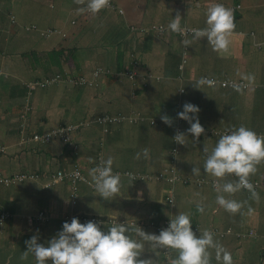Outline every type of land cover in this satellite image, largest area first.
<instances>
[{
    "label": "crops",
    "instance_id": "obj_1",
    "mask_svg": "<svg viewBox=\"0 0 264 264\" xmlns=\"http://www.w3.org/2000/svg\"><path fill=\"white\" fill-rule=\"evenodd\" d=\"M0 1H3L0 6H2L1 10L5 12H1V14L4 18L3 20L6 21V23L2 25L4 28L2 31L8 33L9 37L12 39H15L19 36L18 32L20 28L19 26H9L10 22L7 15L8 10H13L18 17L22 18V20L19 19L20 23L27 22L46 26V22L41 23V21L47 20L51 14L59 19L58 21H54L55 24L49 25L47 27H61L66 23L69 17L70 19L76 18L77 23L79 24L82 18L77 13L79 6L76 3L69 6L65 2V5L57 6L59 8L54 7L51 9L49 7V0ZM34 2L40 3L41 9H36L33 6ZM149 2L156 5L157 12L155 13V16L152 15L149 17L143 15L141 19L145 23H154L156 19H158L159 22H170L172 20L171 17L173 18L174 16L173 8H176L180 14L183 15L184 19L186 20V24L196 28L204 27L203 22L206 21L207 10L213 5L212 0H169V2L166 0H149ZM162 2L165 3V6L162 4ZM259 4H264V1H249L247 5L243 7L242 13L244 15H239L238 22L234 21V30L237 31L236 33L232 32L231 34L230 44L228 47L230 50L229 53L223 54L225 51H222L216 56V59L222 56L221 60L217 61L213 58L214 60L211 62L215 61L217 63H210L212 66H215L211 71V74L217 76L216 78L226 79L228 77L230 79H235L230 77V73H237L242 68V64L244 63L245 59L248 61V66L251 73L256 75V73L261 72L260 74L264 78V53L263 57L252 64L253 58L246 47V45L250 44L251 42L252 45L258 49L264 48V11L261 13H259V11H255L253 12V16L250 15V11H247L254 9L255 7L253 6L255 5L256 8L259 7ZM171 9L172 13L171 15H168L167 12ZM230 9L233 11L232 7H230ZM125 15L126 12L124 14H118L112 10H108V12L103 15L101 19H105V25H107L111 31V35L113 36L111 42L115 43L116 45L125 43L126 50L130 51L131 53V58H126L123 55V65L120 69L119 63L117 69L114 61L110 65L108 62H105V64L102 65L111 69H117L120 72H124L127 68L132 69V63L131 65L125 64L136 60L135 62L137 65L135 69L138 73L140 71L141 75H155L160 77V80L164 77L163 79L173 81L174 84H178V81H176L174 78V74L170 71L173 69L174 65H178V61H174L172 69H167L168 63L166 62L164 56L165 51L170 48V45L175 46V40L173 39L174 36L172 34L156 36L151 35V33L142 34L133 32L127 27ZM246 20H248V22L254 21L255 24L258 25V29L256 30L254 25L249 26ZM239 21H244L242 26L238 24ZM113 25L116 26V29L113 28ZM7 26L9 27L7 28ZM71 26L72 24H69L67 27ZM71 29L73 28L71 27L68 29L69 36L67 39H59L62 47H72L76 43L80 45L79 41L83 38L82 36L84 35V32L80 29L79 31L77 30L75 33L70 34ZM21 36V38L25 39L27 43L31 45L30 48L32 47V49H34L36 47L35 49L39 53L41 51L44 53L48 48H51L53 45H55L54 41L43 40L40 46H37L36 38L37 36L38 38L40 37L39 35H34L31 32H22ZM103 40L104 39H102V41ZM68 41H70V45L64 44V42ZM200 46L201 45H197L195 43L193 44L192 49L194 54L191 53L190 76H188V80L186 79L184 82V88L186 91L183 95L187 94L189 97L193 98H195V95L198 92L204 93L206 96L209 94L213 96L218 95L222 97V103L224 105H231L232 103L234 104V102L230 100L229 92L233 94V97H236L237 95H240L237 90L222 88L219 85L216 87L202 85L199 86L200 89L196 87L199 78L203 77V75L199 73V70L203 68L202 59H197L204 50V48H200ZM0 47V55H5L8 53L1 43ZM142 47L145 49L143 50ZM196 50L198 51L196 52ZM153 51L161 55L151 56ZM88 59L94 60L95 58L85 57L82 60V73L84 72L90 74L93 69V65L96 64L93 62V60L88 61ZM113 59H115L114 56ZM207 65L208 64H206V66ZM39 67L37 69H40ZM259 68H261L259 70L260 72L257 71ZM173 71H176V69ZM51 74H54V72H50V70L45 72L42 70L39 72L38 77L43 78L44 76ZM16 75L17 76L14 77L10 82H5L3 84L0 82V86L5 93L3 94L5 95V103L3 104L4 106L2 108L0 106V111L2 110L1 116L3 117V119L0 120V138L1 136L4 137L7 144H11L17 137V126L16 123L13 124L12 122L16 120L14 118V114L19 111V109L22 107V103L25 102L22 101V99L27 90L20 83V81L22 79L25 80L26 78L31 79L34 76L33 72L25 71L16 72ZM198 75L201 76L198 77ZM34 78L37 77H33V79ZM141 81L142 79L140 78L138 80V87L134 86L131 80L122 74L118 78H101L98 87H68L65 85H59L56 86L55 89H52V91H48L46 93L37 94V92H35L32 100L35 107L34 112L41 113L42 115L44 112L47 113L50 118H52V123H50V127L52 128L59 122L64 121L63 118L66 117V115L61 111L62 108H59L61 105L59 97L62 95L67 96L70 94L72 96V94H75L78 96V99H85L88 102V106L86 108L78 107L81 113L76 112L72 120L68 119L65 121L75 122L85 119L90 115L106 113L109 103H112L113 108H115L116 111H119V113L129 114L133 111V109H140V111L144 112L146 115L148 114L149 117L153 118V122L132 123L125 121L117 125L109 126L108 131L106 132L99 130L100 127L98 128L100 133L98 134L97 138L102 145L101 152L103 158L107 159V154L114 157L115 162L113 168L117 169L121 173H131L132 175H135V177L145 180L144 182L137 183V179L130 180L129 177L124 175L120 193L116 197L112 198V200H104V203L107 205V212L124 216L125 218L121 220H125L126 222L132 220L137 222L153 221L155 222V226L156 223L171 219L180 211L187 212L191 215L193 230L197 233V235H200V230L209 228L214 229L212 231L214 233V239L231 252L233 264H264V220H255L249 217L248 209H243V213H229L216 203L217 192L214 188V185L205 183L199 184L197 182V180L201 179L206 181L207 179L211 180V178H214L204 172L203 164L205 160H203L204 157L202 156L204 155L203 149L205 143L208 145L210 151L221 137L216 133H211V131L213 129L231 130L233 128H237V124L231 123L229 125L220 127L207 122H201L205 132L200 136L199 141H195V137L186 132V130L190 127L188 122L185 120H181V122L175 121V101L170 102L169 108L166 106L164 111H161V108L158 106L154 105L153 107L151 103L148 105V109L144 106L145 103H147L144 101L149 97L151 98L154 96L151 94V92L154 93L152 91L154 88L164 89L166 93L163 97H161L167 100L170 95L168 93L169 86L167 83L162 84V82L165 81L158 80L151 81L148 87L141 88L139 91H137V88L142 87V85H140ZM161 85L163 87H161ZM179 87L173 90V93L177 96H181L179 93ZM83 93H88L89 97L83 95ZM262 93H264L263 89H253L250 93H246L244 96L246 98H252L254 95ZM46 95H54V105L47 102L45 97ZM240 98L241 97H239V100ZM171 99L173 100L172 97ZM63 104L65 103L63 102ZM202 104L203 103H201V106ZM247 108H252V104H248ZM162 114H167L174 119V125L172 127H169L161 121L160 116ZM42 118H44V116ZM29 121H31L33 124V119L30 118ZM246 127L252 129L256 133H261L264 135V127L262 128L261 126H255L254 129L250 126ZM179 128L182 129L187 135V145L180 144L174 146L173 144V137ZM207 129L209 130L208 132H206ZM98 130L96 131L97 133ZM166 136H168V140L158 145L157 152H150L148 158H144L143 155H141L140 159L135 158L137 153H141L138 152L141 148L147 146L152 147L157 140ZM122 137H125L128 140V143L125 146V154H123L121 151L116 153L115 151L111 150L113 143L120 141ZM129 141L132 142V150L128 145ZM89 144V142L82 144L80 151L74 155L70 154V157L60 156L61 154H55L53 157L42 159L41 163L43 164L41 166L50 164L44 169L36 168V163L32 158V165L34 167L33 171L39 169L40 171L43 170V173H49L61 165L67 164L69 165L68 167H70L74 163L79 162L80 165L85 167V174L90 177L89 170L93 168V166H88V161H95L96 159H92V156L89 154V151H91L89 150L91 147H88ZM99 144L100 143L96 144V146ZM174 147H177L178 149L176 161L177 171L182 178L192 180V182L189 184L178 182L175 185H172L166 180H158L155 178L159 172L169 167L171 164L172 150ZM118 148L120 149V146H118ZM75 155H79V159H76ZM91 163L93 162L91 161ZM27 164V170H30V158H28ZM263 164L261 166H263ZM193 167H199L201 169L199 176L193 175ZM0 168L6 172L16 171L14 170L15 167L12 160H10L9 164H7V158L0 160ZM22 169L24 168L22 167ZM151 176L154 178L151 179ZM250 177L255 179V184L258 186V188L255 190L258 193V199L253 198L251 192L244 189L233 195H224L229 199L245 201L246 203L242 208L251 205L249 208L254 209L256 208V205L254 207V205L251 203L264 200V177L262 183L256 179L257 175L253 174ZM226 178L227 181H234V179H236L234 175L227 176ZM221 181L222 184L227 182L224 180ZM24 188L25 189L23 190L22 194L25 196L26 202H22L21 206L18 207L19 212L17 211L15 213V217L7 222L9 228H6L4 232H0V264L36 263L35 257L31 253L29 254L27 260L21 259L23 252L27 250L25 241L29 240L33 235H38L40 238V243H47L59 231L62 230L63 223L65 222L64 218L70 214L68 213L69 210L85 211L84 207L86 204L90 203L91 201V203L95 205L97 204L98 198H101L95 189H92L89 185L82 182L80 185V193L74 204L73 202L69 201L68 183L58 184L51 189H42L38 183H29L26 184ZM171 188H174L175 195V202L172 206H170L166 201L167 191ZM0 194L2 199L8 200V202L19 199L18 195L15 196V193L12 191L8 193L6 189L3 188ZM201 203L204 205L205 209L203 213H200L197 210V205ZM150 205L153 208H151ZM40 210H45L49 216V219L42 229L40 226L35 227L37 230L41 229V232H39L40 230L34 231L33 228H31L30 231H26L22 228L16 227V225L21 221L27 224V221L24 218L25 214L37 213ZM90 211L92 212L93 216L100 215L98 218L103 219L105 222L103 214H98L100 209L97 210L96 208H92ZM36 224L39 225L40 222H37ZM101 228L102 230L107 231V226H101ZM146 232L159 234L160 231H157L156 227H154L152 229H148ZM133 238L139 239V237H136L134 233ZM151 249V245L145 242V248L141 258H151L156 261V264H164L166 256L164 254L165 248H163L162 253L159 255V260H157V257H154L157 256V253L152 255L149 252ZM210 251H212L211 264H220V262H217L215 259V251ZM177 255L178 253L176 250L170 249V262L171 260L177 258ZM48 263L51 264L50 261Z\"/></svg>",
    "mask_w": 264,
    "mask_h": 264
},
{
    "label": "clouds",
    "instance_id": "obj_2",
    "mask_svg": "<svg viewBox=\"0 0 264 264\" xmlns=\"http://www.w3.org/2000/svg\"><path fill=\"white\" fill-rule=\"evenodd\" d=\"M169 2V0H166ZM213 5L210 6L207 10V20L206 27L204 28H196L191 27L185 23L182 24L180 12L170 22H159V23H150L149 25H143L141 27H137L132 23L127 24L128 29L130 28L133 32H138L142 34L151 35H170L172 32L180 33V36L185 38V40H181V54L182 58L179 63V70H183L187 64L190 67V59H191V42L192 39H186L190 35H194L195 39L206 38L207 42L211 45L214 51H227L230 44V37L235 29L234 23V11L230 9L233 6L222 4L221 0H212ZM74 2L78 5H84L83 7H79L77 9L78 14H83L85 12H91L92 14H97L103 9H108L114 11L115 8H107L110 4V0H74ZM178 3V2H177ZM234 7L242 14L243 6L240 2L233 3ZM118 7V6H117ZM150 8V5L148 6ZM174 9V8H173ZM234 9V8H233ZM120 14H124V10L121 7L116 9ZM8 17L10 13L7 11ZM238 22V20H236ZM69 24H72V28L78 30L77 19L70 17L67 19L66 23L61 27H47L40 26L38 24H32V28L27 29L34 35H39L41 39L44 41H54V44L51 48H48L44 53L41 51L40 59L38 60L39 66H42V69H45V72L48 70L53 71L54 74H51L56 78L57 83H63L65 86L70 87H98L100 84V79L104 77L112 78V74L114 73L118 78L122 74L127 76L134 86L138 84V80L141 78L142 81L140 85L149 86L146 83V80H160V77L153 76L151 74L141 75L139 69V73L136 71V60L132 61V69L127 68L124 72H120L117 69L113 70L104 66L102 64H97V67L92 69L90 74L82 73L83 65H81L80 69L77 71H72L71 67H69L66 61H63L62 66L52 62L50 60V54L54 50H61L67 52L69 49L71 50L73 47L79 48V44L76 43L72 47H62L59 39H67L69 36L68 29L71 27H67ZM131 24V25H130ZM130 25V26H129ZM80 26V25H79ZM184 28H193V33H190L186 36L182 35ZM50 39V40H49ZM66 45H70V41L64 42ZM119 46V45H118ZM261 46V45H259ZM117 54H121L117 52L114 55V58ZM123 55V53H122ZM42 61V62H41ZM49 63V64H48ZM205 78H215L219 81L223 80H234L235 82H243L247 84L248 87H254L257 85H253L252 83H248L242 79H219L213 76H203L200 81H197V88L200 89L199 86L208 85L216 87L217 85L222 88H231L236 89L240 87H244L242 84L239 86H223L221 83L216 85H211V81H205ZM179 87V93L182 96L185 93L184 82L185 77L181 75L177 79ZM144 82V83H143ZM20 83L26 88V94L24 98H27L29 95L33 94V91L38 88H49L51 86H59L60 84L53 83L50 84L46 76L41 78L40 81H24L21 80ZM246 86V87H247ZM5 103V99H0L1 104ZM24 111L21 113L20 117H17L15 121L21 122L22 128L20 131L18 130V135L16 139L8 144V147H14L17 149L19 147V142H22V146L30 139V135L25 137V128L26 126H32L31 118L29 115L33 114L35 111V107L33 102H28L25 100L24 103ZM200 109L197 105L191 102H185L183 104V110L177 113V117L179 119L185 120L188 122L190 127L186 130L188 134H191L195 137V141H199L200 136L205 132L204 127L202 126L198 113ZM27 115V116H26ZM26 116V117H25ZM97 119V123L103 126L106 131H108V127L111 125H117L123 123L125 121H129L132 123H140V122H153V118L146 115L144 112L140 111V109H133V111L129 114L118 113L111 117H119L121 116V120H110L105 121L103 117L109 116L105 113H101L98 115H94ZM25 117V118H24ZM3 117L0 116V120ZM87 118L79 120L78 122H70L66 123L65 121L59 122L56 126L52 127V129L46 133H51L53 130L58 129L59 127H69L72 125H79L78 128L69 131L70 139L65 140L64 137L60 134L53 133L52 136L48 140H43L42 135L36 134L33 136L34 139L30 141V148L32 151L34 145H43L44 150L46 148L52 149V142L55 138H60L65 143L72 146L74 149H80V147L73 143V134L78 130H81ZM161 121L172 127L174 125V119L167 114H162L160 116ZM109 122V123H108ZM45 133V134H46ZM222 136L219 138L214 147L209 151L208 145L205 143L204 145V153L206 154V159L203 164V170L209 176L216 178L215 181H210L207 179L206 181L200 182L199 184H212L217 192L216 203L223 207L226 211L231 214H236L240 212L243 204L235 199L226 198L224 194L233 195L242 189H246L251 192L252 197L258 199V193L255 191L258 186L250 183V176L255 174L257 171V165L261 162H264V135L261 133H256L252 129L246 126H239L238 128H233L231 130H223ZM39 136L36 138L35 136ZM44 135V134H43ZM220 135V134H219ZM187 135L183 132L182 129H178L176 131L173 140L175 143L181 145H187ZM38 141L33 145L34 142ZM27 144H25L26 146ZM21 146V145H20ZM39 151L35 149V153ZM75 151V150H74ZM75 153H77L75 151ZM34 154V153H33ZM55 154L60 156L70 157V153L64 155L62 153ZM141 155L144 158H148L150 155V150L148 148L143 149L142 153L136 154V159H140ZM178 156V149L174 147L172 150V159L171 164L175 165ZM101 156H99V159ZM10 160L13 162V158ZM8 160V164L9 161ZM114 157L108 156L107 159L101 158L99 165L96 164L94 168L90 170V178L86 177L83 173L84 166L80 165L79 162L74 163L72 166L64 164L57 167L54 171L49 173H43V170L40 171L30 169L28 171L27 167L22 166L19 168H15L16 171H4L0 168V180L2 182L3 189H11L17 185H26L29 183H38L42 189H51L54 186L61 183H68L69 185V201L71 200V187L70 181L65 179L63 181H59L53 183V175L57 174L58 171H73L75 166H78L81 170L83 176L92 181L95 185V191L99 194V196L104 200H112V198L116 197L121 190L122 187V177L119 172H113L114 165ZM50 164H46L44 166H39L38 168L44 169L47 168ZM98 165V166H97ZM22 169V170H21ZM166 169V168H165ZM164 169V170H165ZM162 170L160 173L164 172ZM42 172V173H40ZM177 175L180 174L177 171ZM201 169L199 167H193L192 173L193 175L199 176ZM38 175V179H30L27 176ZM130 180H135L136 178L131 174H127ZM156 175V176H157ZM234 175L237 179L235 181H227L220 185L218 181L226 178L227 176ZM7 180V182L5 181ZM158 180H166L168 183L175 185L180 182L183 184H189L192 182L190 179H185L180 176L179 180L169 181L167 179H158ZM85 184V182H82ZM47 184H49L47 186ZM80 185L79 182V192L80 193ZM37 186V185H36ZM25 188L20 189L15 196L18 195L19 201L22 195V192ZM77 195V197H78ZM167 203L172 206L175 202L174 188H171L167 191L166 196ZM22 204V202H20ZM74 204V203H73ZM197 210L200 213L204 212V205L198 204ZM251 211V209H249ZM40 214H42V218H39ZM4 217L7 218V215H1L0 220L4 221ZM15 217V214L8 215V221ZM69 215L65 217L67 222L63 223L62 230L59 231L53 238H51L47 245L39 242V236L33 235L29 240L25 241L27 245V250L23 252L21 259L27 260L29 254H33L35 257L36 263L33 264H156V261L148 258L142 259L141 255L145 248V242H147L151 247L155 250L157 248H165L164 254L165 261L164 264H211L212 259V251H215V259L220 264H233V257L230 251H228L222 244L218 243L214 239V233L208 229L200 230V235L193 230L192 226V218L191 215L187 212L180 211L177 215L172 217L171 219L164 220L163 222L156 223V226H161V230L159 234L156 233H148L144 231L141 227L135 226V224H123V223H112L110 226H107V231L102 230L101 223L99 221L89 220L86 223H81L79 218L73 217L71 222L68 221ZM24 218L27 221V224L30 226L29 228H33L34 231L41 230V224L46 223L49 219L47 212L45 210H40L37 213L25 214ZM7 221V222H8ZM40 222V224H36ZM153 221H148V223ZM155 224V222H153ZM6 224V223H5ZM5 224H0V232H4L6 230ZM36 226H40L41 229H35ZM154 228V227H152ZM30 229L26 231H30ZM40 232V231H39ZM133 233L139 239L133 238ZM170 249L176 250L178 255L177 258L171 260L169 259ZM164 257V256H163ZM29 264V263H23Z\"/></svg>",
    "mask_w": 264,
    "mask_h": 264
},
{
    "label": "rangeland",
    "instance_id": "obj_3",
    "mask_svg": "<svg viewBox=\"0 0 264 264\" xmlns=\"http://www.w3.org/2000/svg\"><path fill=\"white\" fill-rule=\"evenodd\" d=\"M69 6L74 4V0H64ZM232 3L234 2H240L242 4V6L244 7L245 5H247V3L249 1H259L261 2V0H231ZM234 1V2H233ZM264 1V0H262ZM117 2V6L121 7V9L124 10V13L126 12L125 18H126V23L129 24L132 22V24H134L137 27H141L143 25H149L148 23H145L141 18L143 15L146 16H155V13L157 12V8L156 5L153 3H150L149 0H116ZM3 3V1H0V4ZM119 3V5H118ZM162 4L165 6V3L162 2ZM111 5V7L113 6L112 3L109 4ZM150 5V8L148 7ZM33 6L36 9H41L40 7V3L38 2H34ZM79 7H83L84 5H78ZM0 6V43L3 45V47L8 51V53H6L5 55H0V64H4L6 62H10V65H6L3 66L2 70H0V82L3 84L5 82H10L11 80H13L14 77H16V72H33V77H37L34 78L35 81H40L41 77L39 76V72L40 71H45V69H42V66L39 67V63L38 61L35 60H31L28 56L25 58L26 56V50L28 48H30L31 45H29L27 43V41L23 38H21L22 36V32H26L28 33L29 30L23 28V26L19 27L20 30L18 32L19 36L16 37L15 39H12L9 37V34L6 33L5 31H2V29H4L2 27L3 24L6 23V21H4L3 16L1 14L4 13L5 11L1 10ZM53 9V8H51ZM172 13V9L169 10L167 12L168 15H171ZM82 18L80 20V23L78 25V31L81 29L84 32V35L82 36L83 38L79 41L80 45V55L82 57H86V58H95L93 60L94 63H102L105 64V62H107V60L111 57L113 58V56L119 52V53H123V55L126 58H131V53L130 51L126 50V44L125 43H120L119 46L116 45L115 43L111 42V40L113 39V36L111 35V31L109 30V28L107 27V25H105V19H101L100 13L97 14H92L91 12H85L83 14H79ZM181 15V20H182V24L185 23L184 17L182 14ZM250 15L253 16V12H250ZM22 20V18L18 17V20ZM59 19L54 17L52 14L49 16V18L47 20L41 21V23H45L46 22V26L55 24L54 21H58ZM131 22H130V21ZM83 21V22H82ZM162 21V19H161ZM247 24L249 26H253L254 28H256V30L258 29V25L255 24L254 21L252 22H248ZM156 23H159L158 19L155 20ZM8 23V22H7ZM244 21L240 22L239 21V25H243ZM11 24H9L10 26ZM7 26V28L9 27ZM15 27V25H13ZM42 26V25H40ZM76 29L73 28L70 30V34L75 33ZM102 39H104L102 41ZM247 50L250 52L251 57L253 58L252 64H254L255 62H257L258 59H260L264 53V48L262 49H258L256 47H254L252 45V43L250 42V44L246 45ZM1 48V47H0ZM204 50L201 52L200 54V58L202 59V64H203V68H206V64H210L212 63L209 59V55L207 56V53L210 49H205L206 47L203 46ZM142 49L144 50L145 48L142 47ZM33 50V49H32ZM246 50V48H245ZM31 51V50H28ZM156 55H161L159 53H156L155 51H153L151 56H156ZM167 56V55H166ZM167 58L169 59L170 57L167 56ZM91 59H88V61H92ZM172 61L174 62L175 60L172 59ZM95 66V67H94ZM40 69H37V68ZM97 67V64L93 65V69ZM261 68H259L257 71H259ZM260 72V71H259ZM261 73V72H260ZM260 73H256V75H254L253 73H251L249 66H248V61L247 59L244 60V63L242 64V68L237 72V73H230V77L235 78V79H243L245 81H247L248 83H252L253 85H257L254 86V89H263L264 90V78L262 77V75ZM33 77L31 79L26 78L24 81H33ZM112 78H116V75L113 73L112 74ZM228 78V77H227ZM47 81L50 84L53 83H57L56 82V78L52 75H47L46 76ZM63 86V83H57ZM70 87V86H68ZM56 86H51L49 88H38L35 89L33 91L32 95H29L27 98H24L23 101L27 100L28 102H33V97L35 95V92H37V94H41V93H46L48 91H52V89H55ZM252 88V87H250ZM84 89V88H81ZM231 89V88H228ZM204 92V91H203ZM5 94L0 86V99H4ZM164 92H162L161 90L158 91L157 94H154L153 97H151V100H155L153 101V103H151V105L154 107L158 106L159 108H161V111H164V108L167 106L169 108L170 102H171V96H169V98L167 100L163 99L161 96H163ZM203 94V95H202ZM79 95V94H78ZM83 95L88 96V93H83ZM152 96V95H151ZM242 96V95H240ZM47 99V102L49 104H53L54 105V95H46L45 96ZM229 97L230 100L232 102H234V104L232 103L231 105H224L222 103V97L218 96V95H211L209 94L208 96H206L204 93H200V96L196 98H194V102L193 104L197 105L200 109V112L198 113L199 116V120L200 122H207L216 126H226L229 125L231 123H236L237 124V128L241 125L243 126H250L253 129L255 128V126H261L262 128L264 127V93L262 94H257L254 95L252 98H246V99H241L239 100V95H237L236 97H233V94L231 92H229ZM187 98V97H186ZM60 100V109L61 111L66 115V117L63 118V120H72L73 116L76 112L81 113L80 109L78 107L81 108H86L88 106V102L85 99H78V96L75 94H72V96L70 94H68L67 96H60L59 97ZM239 100V101H238ZM238 101V102H235ZM63 102L65 104H63ZM201 103L202 106H201ZM248 104H252V108L248 109L247 105ZM148 103H145V108L148 109ZM4 105L1 104V108ZM182 111V104L181 103H175V113H174V117H175V121L177 122H181L182 119H179L177 117V113ZM1 112L0 111V116H1ZM108 115V113H106ZM90 115V114H88ZM27 116V115H26ZM25 116V117H26ZM32 119V117L34 116L33 114L29 115ZM24 117V118H25ZM66 123H70L73 121H65ZM85 125L81 130H78L77 132H75L72 136L73 138V143L78 145L79 147H81L82 144H84L85 142H89V146L91 147L89 150H97L99 149L102 145L101 142H99L98 140V135L96 134V131L98 130V128L100 127V125L97 123V119L94 115H90L87 117L86 121H85ZM149 122V121H148ZM261 128V130H262ZM227 130V129H224ZM209 130L207 129L206 132H208ZM222 129H213L211 131V133H216V134H220V136H222ZM206 137H208L207 135H205ZM168 140V136L159 139L155 142L154 146L152 147H143L141 148L138 152L143 151V149L148 148L150 150L151 153H155L157 152V147L160 143L166 142ZM19 142V147L17 149H14L13 151V163H14V167L15 168H19L20 166L22 167H28L27 164V160L28 158H30V169H33V165H32V158L34 159L35 163H36V168H38L39 166H41L43 163H41L42 159L45 158H49V157H53L55 156V152L56 153H62L64 155H67L68 153H70V148L71 146L67 143H65L64 141H62L60 138H55L52 142V149H48L46 148L45 150L42 151H37L36 153L33 154L32 148H30V145H23L22 146V142H20V140H18ZM81 143V144H80ZM100 143L98 146H96V144ZM128 140L125 137H122V139L120 141H116L115 143H113L111 150L115 151L116 153L121 151L123 154H125V146L127 145ZM66 144V145H65ZM21 145V146H20ZM129 147L132 150V142L129 141ZM118 146H120V149L118 148ZM80 151V149H74L72 147V152L70 154L74 155L75 152ZM90 152V151H89ZM90 154V153H89ZM91 155V154H90ZM102 156V155H101ZM108 154H107V158H108ZM204 157L203 160L206 159V154L204 153V155H202ZM76 159L79 157V155H75ZM103 158V156H102ZM53 159V158H52ZM79 159V158H78ZM91 161L93 163H91ZM88 161V166L91 165V167L93 166V168L96 166V164L98 162L101 161V158L99 159V157L97 158L96 161ZM264 162H261L259 165H257L258 170L255 172V175H257L256 179H258L260 181V183H262L263 181V177H264ZM8 164V163H7ZM263 164V166H261ZM4 165V164H3ZM53 165V163H52ZM260 167V168H259ZM85 168V167H84ZM92 169V168H91ZM90 169V170H91ZM89 170V171H90ZM28 171V170H25ZM113 172H119L117 169L113 168ZM83 173L85 174V169L83 170ZM121 177L122 179H124V175L128 177V173H121ZM86 177H89L87 174H85ZM135 177V175H133ZM137 179V183L139 182H144L145 180H141L137 177H135ZM180 176L177 175V179L179 180ZM252 180V177H250ZM216 178H211L210 181H215ZM237 179V178H236ZM234 179V181L236 180ZM204 179L201 180H197L198 183L203 182ZM224 181H227V178L222 179ZM196 181V180H195ZM218 183L220 185H222V181H218ZM252 184H254L252 182ZM25 185H17L12 187L11 189H6V191L8 193H10V191H12L13 193L17 194L18 191L20 189H23ZM90 186V185H89ZM92 189H95V187L90 186ZM100 197V196H99ZM234 198V196H233ZM107 201V200H105ZM238 201V200H237ZM95 202V201H94ZM241 202L243 205L246 203L245 201H239ZM254 205H256V208L251 209V211H249V207L250 206H245L244 208H242L240 210L239 213H243V209H248V216L255 219V220H264V200L262 201H257L255 203H251ZM151 208H153L150 205ZM92 208H96L97 210L100 209L98 214H103L105 222L103 224H101V226H110L111 223L108 222V218L112 217L115 218L116 220H121L124 219L125 217L122 215H115L112 213H108L107 212V205L104 203V199L102 198H98L97 200V204L93 205V203H88L85 205L84 210L85 211H80V210H69L68 213L69 216L71 218L73 217H77L79 218L81 223H86L87 219H90L91 217H99L98 216H93L92 212L90 211V209ZM82 212H87V213H82ZM86 218V220H85ZM8 221V219H6ZM65 222L66 219L64 218ZM3 223L5 224L3 221L0 220V224ZM46 223L41 224V227L43 228L45 226ZM128 225V224H126ZM17 228H22L23 230H28L30 229L29 225L24 223V222H19L16 225ZM5 228H9L8 227V223L5 224ZM148 229H152V227H145L144 231H147ZM41 232V230H40ZM45 245H47V243H43ZM163 248H157V249H151L149 250V252L154 255L155 253H157V260H159V255L162 253Z\"/></svg>",
    "mask_w": 264,
    "mask_h": 264
},
{
    "label": "trees",
    "instance_id": "obj_4",
    "mask_svg": "<svg viewBox=\"0 0 264 264\" xmlns=\"http://www.w3.org/2000/svg\"><path fill=\"white\" fill-rule=\"evenodd\" d=\"M49 2H50V5H49L50 8H54V7H57V6L65 5V1H63V0H49ZM221 2H223L222 4H224L225 6L226 5L233 6V8H234L233 9V11H234V21L238 20L239 15H244L243 13L241 14L234 7L235 5H233V3H232L231 0H221ZM111 3H112L113 6L111 7V5H109L107 8H112V9L115 8L114 12L120 14L119 12L116 11V9H118L116 0H110V4ZM259 5H260L259 7L256 8V5H255V6H253V7H255L254 9H250V10H247V11L248 12L249 11L250 12L259 11V13H261L262 11H264V4H259ZM57 8H59V7H57ZM8 12L10 13V16H9L8 20H9V22H10L11 25H15V26H19V27L23 26V28H25V29L32 28V24L33 23H27V22L20 23L19 20H18L17 14H15V12L13 10H8ZM107 12H108V9L101 10L99 12L101 14L100 18H102L103 15H105ZM173 13H174V16H176L177 14H179V11L176 8H174L173 9ZM206 16H207V14H206ZM173 18L171 17V19H173ZM206 20H207V18H206ZM203 23H204L203 24L204 27L207 26L206 25V21H204ZM113 28L116 29V26L113 25ZM236 31L237 30H233L234 33H236ZM171 34L174 36L173 39L175 40V44H174L175 46L170 45L169 46L170 48H168V50H166L165 53H164L165 60L168 63L167 69H172V65L174 63L172 61V59L173 60H177L178 61V65H174L173 69L170 70V71L174 74V78H175L176 81H177L178 77H180L181 75H183L185 77V80H186L187 77L190 76L189 74H190L191 67H189V64H187L182 71L179 70V63H180V60L182 58V54H181V51H180V49H181L180 47H181V43H182L181 40H185V38L181 37L180 36V33H177V32H172L171 31ZM186 39H190V40L192 39V40H194L195 41V44L201 45L200 48H202L203 46H205L206 47L205 49H210L208 51V53H207V56L209 55V58L211 60L216 59V56L222 52V51H220V52L214 51L212 49L211 45L207 42L206 38L195 39L194 38V35L192 34V35H190ZM42 41H43V39H41V37L38 38V36H37V38H36V44H37V46H40V44H41ZM46 41H48V40H46ZM193 44L194 43L191 42V46L192 47H193ZM35 48L33 50H32V47L31 48H28L26 50V56H25V58L28 56L31 60L38 61L40 59L41 53H39ZM28 50H31V51H28ZM197 51L198 50H196V52ZM229 51L230 50L228 48V50L225 51V52H223V54H228ZM191 53H193V49H191ZM166 55L169 56L170 58L168 59ZM122 57H123L122 54H117L115 56V59H113V58L110 57L107 60V62L110 65L114 61V63L117 66V69H118V63H119V69H120L122 67V65H123ZM221 57L222 56L218 57L216 60L217 61L218 60H221ZM262 57H263V55H262ZM84 58L85 57H82L80 55V48H77V47H73L71 50L69 49L67 52L64 51V53H63V49H61V50L60 49L59 50H54L50 54V60L52 62L58 64L59 66H62L63 61H66L68 63V65H69V67H71V69H73L72 71H77L81 67L82 60ZM197 59L200 60L201 58L198 57ZM131 63H132V61H130L128 64H125V63L124 64L125 65H131ZM212 63H217V62L213 61ZM8 64H9V62H6L4 64H0V70L1 71H4V70H2L3 66H6ZM98 64H102V63H98ZM177 66H178V68H177ZM206 67H208V68H206V69L202 68L201 70H199V73H201L203 76H208V77L213 76V77H217V76L211 74L212 73L211 71L213 70V68L215 66H212L211 64H208ZM175 69H176V71H173ZM113 70H115V69H113ZM206 74H209V75H206ZM199 76H201V75H198V77ZM163 78L161 80H159V81H165V82H162V84L167 83V85L169 86L168 93L170 94L169 96H171L173 98V100L171 102L175 101V103H181L182 104V110H183V104L185 102H191V103H193L192 101H194V98L193 97H189L187 94H185L186 96L185 95H183V96H177V95H175L173 93V90L175 88H177L179 85L178 84H174L173 81H168V80L163 79ZM200 79H202V77L199 78L198 81H200ZM151 81H157V80H146L147 85H149ZM192 81L195 82L194 80H192ZM136 86L138 87V84ZM145 87H148V86H144L143 85L142 87L137 88V91H139L141 88H145ZM161 87H163V86L161 85ZM253 89H254L253 87L250 88V87L247 86V87L236 88L234 90H237L240 93V95H242V96L239 95V97H241V99H246V97L244 95L246 93H250ZM159 90H161L162 92H164V94H163V96H164L165 93H166V91L164 89H161V88H154V89H152V91L154 93L151 92V94H153V95L154 94H157ZM199 96H200V93L198 92V93H196L195 98L197 99V97H199ZM16 101H19V100H16ZM22 101H23V99H22ZM144 102H147L148 104L153 103V101L150 99V97L147 100H145ZM24 103L25 102L22 103V107L20 105L21 108L19 109V111L16 114H14V118L15 119H17V117H20L21 113L25 110L24 109ZM106 113H108L109 116H113V115L118 114L119 111H116L115 108H113V104L112 103H109V107H107ZM43 116H44V118H42ZM32 119H33L32 126H26V127H24L25 130H26L25 137H27V136L30 135V139L28 141H26V143H25L27 145L30 144V141H32L34 139L33 136L35 135V133L36 134L43 135V134H45L46 132H48V131H50L52 129L50 127V123H52V118H50V116L47 113L44 112V114L42 115L41 113L34 112V116L32 117ZM78 121H75V122H78ZM12 123L13 124L16 123V126H17L16 134L18 135V130L20 131V129L22 128V126L20 124L21 122H19V121H13ZM39 127H42V128H39ZM99 130H101V131L103 130V131L106 132V129L103 126H101ZM99 130H98V133L96 132L97 135L100 133ZM172 141H173L174 146L175 145H180L178 143H175L174 140H172ZM37 142L38 141L34 142L33 145L36 144ZM7 145L8 144L6 143L4 137L1 136V138H0V160L7 158V163H8V160H10V158L12 157L13 151H14L15 148L14 147H11L10 148ZM34 148L36 150H39V151L44 150V146L43 145H34ZM35 149H33V153H35ZM101 151H102V149L100 147L99 149H97L95 151L94 150H91L89 153L91 154L92 159L94 158V159L97 160V158L102 155V152ZM69 152L70 153L72 152V146H71ZM97 164H99V163H97ZM257 169H258V167H257ZM40 173H42V172H40ZM250 179L251 178H249V180ZM252 182L253 183L255 182V179L254 178H252V180H250V183H252ZM85 184H87V183H85ZM87 185H89V184H87ZM30 189H32V188H30ZM244 190H246V189H244ZM1 191H2V182L0 180V193H1ZM20 202H26L25 196L23 194L21 195V198H20L19 201L13 200V201H10V202H8V200L2 199V196L0 194V216L1 215L3 216L4 214L7 215V218L4 217L5 223H7V220L6 219H8V215L9 214H15L18 211V207L21 206ZM110 218H112V217H109L108 219H110ZM208 230L213 231L214 229L209 228ZM215 238H218V237H215Z\"/></svg>",
    "mask_w": 264,
    "mask_h": 264
},
{
    "label": "built area",
    "instance_id": "obj_5",
    "mask_svg": "<svg viewBox=\"0 0 264 264\" xmlns=\"http://www.w3.org/2000/svg\"><path fill=\"white\" fill-rule=\"evenodd\" d=\"M193 28H184L183 29V32H182V35L183 36H186L190 33H193ZM206 82L207 81H211V85H216L218 83H221L223 86H239L240 84H242L244 87L247 86V84L243 83V82H235L234 80H223V81H219L215 78H205L204 79ZM122 117L119 116V117H111V116H105L103 117V120L105 121H110V120H121ZM79 125H72V126H69V127H59L58 129L56 130H53L51 133H46L44 135H42V139L43 140H48L53 133L55 134H60L64 137L65 140H69L70 139V134L69 131H72L73 129H76L78 128ZM36 138H39V136H35ZM100 164V163H99ZM98 164V165H99ZM97 165V166H98ZM27 178H30V179H38V175H31V176H27ZM151 179L154 178V177H150ZM155 178L157 179H167L169 181H176L178 180L177 179V172H176V167L175 165L173 164H170L169 167H167L164 172L160 173L159 175L155 176ZM65 179H68L70 181V187H71V200L73 203H75L76 199H77V195H78V192H79V182H85L89 185H91L92 187H95V185L92 183V181H90L89 179H87L85 176H83V174L81 173V170L78 166H75L73 171H58L57 174H54L53 175V183H56V182H59V181H63ZM7 182V180H5ZM49 184H47L48 186ZM255 186H257L255 184ZM39 218H42V214H40ZM72 218L71 217H68V221L71 222ZM86 220V218H85ZM87 220H93V221H99V222H102L101 224L104 223V220L103 219H100V218H97V217H91L90 219H87ZM108 222H110L111 224L112 223H123V224H135V226H138V227H141L143 230L145 227H155V224L153 222H144V221H129V222H126L125 220H116L115 218H110L108 220ZM157 230H161L162 227L161 226H157L156 227ZM167 264H170V263H167Z\"/></svg>",
    "mask_w": 264,
    "mask_h": 264
}]
</instances>
